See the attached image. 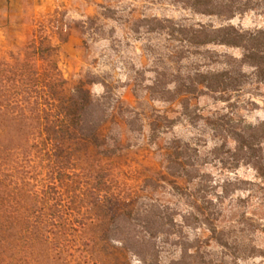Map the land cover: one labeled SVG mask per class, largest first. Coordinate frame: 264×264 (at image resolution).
Wrapping results in <instances>:
<instances>
[{"label":"rangeland","instance_id":"rangeland-1","mask_svg":"<svg viewBox=\"0 0 264 264\" xmlns=\"http://www.w3.org/2000/svg\"><path fill=\"white\" fill-rule=\"evenodd\" d=\"M5 12L0 57L22 53L32 38L57 47L52 59L67 87L92 79L86 88L93 96L107 88L112 105L120 100L108 125L121 143L115 154L86 143L73 146V168L61 187L36 148L0 155V264H138L136 255L89 222L97 212L160 215L165 225L151 224L159 264H180L190 246H197L199 264H264V178L246 158H235L229 133L233 126L264 122V83L251 81L221 99L203 91L181 101L176 91L186 85L187 73L221 68L215 60L238 59L240 50L188 48L179 33L168 34L171 23L165 21L172 20L174 29L185 23L255 29L264 27V14L250 11L224 21L184 9L178 0H19ZM155 17L161 25L151 21ZM177 139L188 144V158L199 170L192 182L177 179L178 188L167 164ZM261 148L264 159V140ZM206 194L222 202L214 199L216 206L207 209ZM214 214L223 244L200 225L202 215ZM61 216L70 257L58 253ZM41 232L48 236L49 258Z\"/></svg>","mask_w":264,"mask_h":264},{"label":"trees","instance_id":"trees-1","mask_svg":"<svg viewBox=\"0 0 264 264\" xmlns=\"http://www.w3.org/2000/svg\"><path fill=\"white\" fill-rule=\"evenodd\" d=\"M178 1L182 8L195 14L215 16L224 21L250 11L264 14V0ZM151 21L158 25L162 23L156 17ZM165 21L171 23L168 34L179 33L188 48L206 49L208 45H217L240 50L238 59L215 60V63H222L221 68L193 75L187 73L186 85L176 91L181 101L203 91L221 99L224 95L240 91L251 81L264 83V27L242 29L232 24L185 23L177 24L178 28L174 29L172 20ZM56 50L57 47L45 44L43 39L32 38L22 53L0 57V155L36 148L45 163L55 170L53 179L61 187L70 175L68 169L72 167L70 151L73 146L86 143L102 152L116 153L121 137L112 135L108 124L113 121L115 109L120 107L121 102L116 99L112 105L107 88L101 95L93 96L86 88L87 83L93 82L92 79H79L72 87H67L52 59ZM43 64L47 67H41ZM229 133L234 142L235 158H246L257 176L264 178V159L261 155L264 122L261 125L247 124L240 129L233 126ZM170 149L172 152L167 154V164L174 167L170 174L171 184L178 188L177 179L188 177L187 181L192 182L199 170L188 158L187 143L177 139L170 143ZM201 197L207 203V209L216 206L212 203L214 199L218 204L222 202L221 196L206 194ZM48 202L49 198L44 203ZM215 209L218 211L219 208ZM162 219L160 215L148 212H110L109 215L97 212L89 217V222L100 228L101 236L115 238L124 250L136 255L138 264H159L151 224L153 221L161 229L165 225ZM188 219L189 213L181 216V224L188 226ZM217 220L215 214L202 215L200 225L209 231L216 243L223 244L225 233L223 229H218ZM66 221L64 217H59L58 253L70 257L73 255L71 250L62 242L68 227L65 228ZM158 232L167 233L163 230ZM39 236L48 249L46 257L49 258L48 236L43 232ZM201 258L197 246H190L181 253L179 263L199 264Z\"/></svg>","mask_w":264,"mask_h":264},{"label":"crops","instance_id":"crops-1","mask_svg":"<svg viewBox=\"0 0 264 264\" xmlns=\"http://www.w3.org/2000/svg\"><path fill=\"white\" fill-rule=\"evenodd\" d=\"M19 0H0V11L3 12L1 15H0V18L1 17H4V20L0 21L1 24H4L7 22V14L5 11L6 10H10L12 9L14 6H16L17 2Z\"/></svg>","mask_w":264,"mask_h":264}]
</instances>
